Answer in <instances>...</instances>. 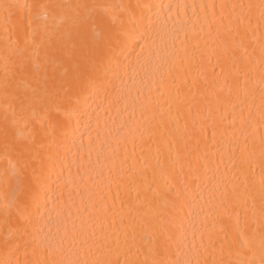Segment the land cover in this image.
I'll return each mask as SVG.
<instances>
[{
    "label": "bare ground",
    "instance_id": "1",
    "mask_svg": "<svg viewBox=\"0 0 264 264\" xmlns=\"http://www.w3.org/2000/svg\"><path fill=\"white\" fill-rule=\"evenodd\" d=\"M41 2L111 7L117 28L129 33L134 30L143 39L139 44L127 41L119 46L120 54L113 59L107 78L81 96L79 104L75 95L49 99L42 95V85L83 71L80 53L90 48L95 32L90 26L64 21L60 11L55 19L38 20L34 33L17 31L5 23L6 13L0 10V264H16L17 260L34 264L49 249H58L55 259L63 264H91L115 259L117 254L121 260L130 255L133 260L151 261L145 231L154 217H171L183 224V232L175 230L170 251L162 258L181 264L189 260L192 264L196 260L235 264L252 254L225 243L226 237L234 238L233 221L220 214L219 205L226 190L231 202L232 185L246 198L244 208L256 229L255 259L259 264L258 225L264 205V22L260 19L264 0ZM137 4L149 5L150 10L135 8ZM221 4L229 6L223 15L234 23L243 16L248 26L244 48L234 50L229 38L212 23L213 11L217 18L221 16ZM233 4L255 7L249 17L244 15L247 8L233 10ZM120 5L127 7L121 9ZM224 23L227 26L228 19ZM185 46L189 53L195 49L196 55L185 57L184 72L176 80L169 68ZM225 58L229 80L239 79V98H228L225 73L221 72ZM162 81L172 86L164 87ZM53 104H60L70 115H60L62 130L46 136L47 121L41 127L31 113L35 110L39 117H46ZM200 124L210 125L207 143L201 142L199 148L200 178L187 187L181 185L179 202L170 194L165 199L159 174L171 167L169 156H175L169 144L178 140L185 125L191 130ZM33 134L45 154L58 157L51 173V202L42 209V217L25 219L15 208L5 207L14 184L6 178L11 175L9 159H20L17 153ZM6 142H15L17 152L8 153ZM180 163H176L177 171ZM182 163L187 171V161ZM57 173L67 185L62 191L56 184ZM148 188L161 195L155 196ZM244 219L241 209L242 224ZM209 233L214 236L212 245L207 241Z\"/></svg>",
    "mask_w": 264,
    "mask_h": 264
},
{
    "label": "snow or ice",
    "instance_id": "2",
    "mask_svg": "<svg viewBox=\"0 0 264 264\" xmlns=\"http://www.w3.org/2000/svg\"><path fill=\"white\" fill-rule=\"evenodd\" d=\"M119 7L125 9L127 6L120 5ZM208 7L214 9L216 6L209 5ZM219 7L221 9V16L217 18L215 11H213L212 23L217 24L218 32L223 31L224 35L229 38L234 50L244 48V42L248 39V26L245 25L243 16L236 17L234 23L231 18L223 15V11L229 6L227 4H221ZM254 7L252 4L247 6L243 4L231 5L233 10L239 8L243 11L247 8V12L244 15H248L249 17ZM135 8L150 10L149 5L137 4ZM0 10L6 13L5 23L11 24L17 31L27 32L28 30H32L34 33L37 30L35 26L38 20L41 18L45 21L49 18L55 19L57 12L60 11L63 13L62 19L64 21L85 28L90 26L95 32V39L90 48L80 53V60L84 66V70L79 71L74 77L66 76L63 81L45 82L42 85V95L49 99L56 96H64L70 99L71 95H75L76 103L79 104L81 96H86L90 89L94 90L98 88L107 78L113 59L120 54L117 51L119 46L127 41H135L139 44V41L143 39L142 36L137 38L134 35V30L132 33L119 30L115 24L116 17L113 15L111 7L104 5L78 4L73 6L55 2L44 3L41 0H36L35 3L25 4L19 3L17 0H12V2H9V0H0ZM225 19H228L227 26L224 23ZM260 19L264 22V6H261ZM211 27L212 24H209V29ZM45 28H47V25H45ZM181 52L184 53V56H181ZM195 55V49L189 53L186 46L181 48L176 53L172 65L169 68L170 76L172 73H175L176 80H179L184 72L185 57H195ZM77 67L79 68L80 64ZM38 68L39 66H37V70ZM229 71L228 60L225 58L224 64L221 66V72L225 73L224 85L227 86L228 98L233 96L239 98V79L237 77L230 81L227 74ZM162 86L170 88L172 85H164L162 81ZM8 87L9 83L5 81V90ZM221 91H223V86H221ZM60 115H70V113L66 112L60 104H53L48 109L46 117H39L36 111L33 110L31 118L37 120L41 127L44 126V121H47L48 131H46L45 135L48 136L62 130L63 122L59 118ZM210 115L211 110L209 111ZM262 120H264V115H262ZM209 126L207 124H200L199 127L193 125V128L189 130L187 125H185L184 131L180 134L178 140L169 144V151L171 152L174 149L175 156H169L171 167L166 172L159 174V179L164 181L161 188L166 190L164 193L165 199L170 194L173 201L179 202L182 199L181 185L187 187L189 184L199 180V148L201 142L207 143ZM63 135L67 138L66 131L63 132ZM88 136L89 140H91V132H89ZM19 138L20 134L18 133L17 140ZM214 138L215 131H213ZM53 140L55 141V136H53ZM35 141L36 134H33L23 150L17 153L20 159L17 160L15 157H12L8 162L11 175L6 178V182L14 181V184L11 191V198L5 207L15 208L25 219L42 217L44 214L42 209H47L48 204L51 202V197L48 195L52 191L51 173L55 167V159L58 157V154L51 152L45 154L43 152V144L37 146ZM5 149L10 154L16 153L17 144L15 142H6ZM25 153L28 154L27 157H25ZM262 156H264V153H262ZM182 161H187V171H185ZM177 162H181L179 171L176 168ZM245 162L247 161L245 160ZM18 164L20 165L19 167ZM56 184L61 191L67 186L61 173H57ZM261 186L264 189V176L261 178ZM237 187V185H232L231 202L227 199L228 192L226 190L224 194L225 199H222L219 205L220 214L229 221H233L232 232L234 233V238L229 240L226 237L225 243H229L241 250H247L252 254L246 260L236 261L235 264H257V260L255 259L256 229L253 228L252 222L246 214L247 209L244 208L247 202L246 198L243 194L238 193ZM172 188H175V192H171ZM148 190L153 191L157 197L161 195L159 190L146 189V191ZM261 195L262 199H264V191H262ZM241 209L245 212L243 224L241 222ZM258 227L260 229L259 250L261 254L259 264H264V205L261 208ZM177 229L182 233L183 224L176 223V220L171 217L168 219L154 217L149 222L145 231V237L151 245L149 249L153 256L151 261L133 260L130 255L126 256L124 260H121L119 254H117L115 259H99L92 261L91 264H181L178 260L170 261L162 258V254L170 251L175 239V230ZM201 239L203 240L204 237L202 236ZM207 241L209 245L215 243L212 233L208 234ZM106 246L101 245L100 247L103 248ZM193 248L195 249V245H193ZM57 251L58 249H49L47 256L36 260L34 264H63L62 261L55 259ZM205 251H207V248H205ZM130 252L131 249H129ZM16 264H20L19 260H17ZM24 264H33V262L25 260ZM76 264H79V262H76ZM84 264H88V262L85 261ZM184 264H192V261H184ZM195 264H201V262L196 260ZM204 264H208V262L205 261ZM213 264H218V262L213 261Z\"/></svg>",
    "mask_w": 264,
    "mask_h": 264
}]
</instances>
